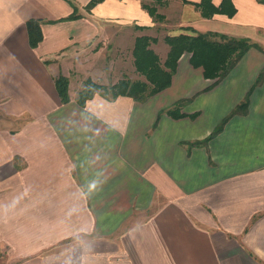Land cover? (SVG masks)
Here are the masks:
<instances>
[{"label":"crops","instance_id":"obj_1","mask_svg":"<svg viewBox=\"0 0 264 264\" xmlns=\"http://www.w3.org/2000/svg\"><path fill=\"white\" fill-rule=\"evenodd\" d=\"M91 1L0 0V257L7 264H264V51L249 50L212 90L216 81L181 58L176 75L184 66L196 77L175 75L145 101L98 92L81 106L72 78L81 55L122 47L124 26L149 34L157 24L143 8L151 0H104L88 10ZM232 2V18H203L182 0L161 5L162 13L157 7L165 22L179 12L181 29L248 38L264 50V4ZM31 20L43 35L35 47ZM131 34L133 45L145 35ZM60 76L69 80L68 103ZM194 85L201 87L192 92ZM249 93L245 115L207 145L191 146ZM178 101L187 117L174 119L167 111Z\"/></svg>","mask_w":264,"mask_h":264},{"label":"trees","instance_id":"obj_2","mask_svg":"<svg viewBox=\"0 0 264 264\" xmlns=\"http://www.w3.org/2000/svg\"><path fill=\"white\" fill-rule=\"evenodd\" d=\"M104 0H92L87 6L88 10L93 9ZM145 1V0H142ZM172 0H151V4H143L149 14L156 21H164L165 16L158 12L157 6L164 5ZM186 4H194L201 12L203 18H212L216 14L227 15L232 18L237 13L232 0H222L220 5L216 6L213 0H201L199 3H192L189 0H182ZM264 4V0H257ZM77 18V15L69 19ZM193 31V29H191ZM195 35L181 33L176 36H166L165 42L169 46V52L164 62L153 51L151 44L157 41L150 36H139L136 38L133 56L135 68L144 80L130 81L122 79L111 87L101 86L88 80L85 88L80 92L78 103L84 106L85 103L94 97L98 92L105 96L116 99L120 96H128L135 101H145L155 96L169 87H171L174 75L177 73L179 62L185 54H189V64L194 69H202L203 77L206 80H215L206 90H212L218 83L226 78L232 70L238 65L243 57L251 50L256 48L264 51L258 44L251 42L248 38L229 37L225 34L208 32L197 33ZM28 33L31 46L35 47L42 40V30L39 21L31 20L28 22ZM219 38L220 40H215ZM264 78V72L259 75L258 83ZM57 88L63 103H68L69 98V80L60 76L56 80ZM184 101H178L167 114L174 119L187 117L181 112V106ZM250 105V93L245 100L238 105L228 116H226L213 132L204 140L191 143L195 145H207L213 138L223 132L227 123L236 115H245ZM199 114H193L189 117L197 118Z\"/></svg>","mask_w":264,"mask_h":264},{"label":"rangeland","instance_id":"obj_3","mask_svg":"<svg viewBox=\"0 0 264 264\" xmlns=\"http://www.w3.org/2000/svg\"><path fill=\"white\" fill-rule=\"evenodd\" d=\"M146 4H151V2L146 1ZM158 8V7H157ZM161 13L162 7L160 6ZM168 20L157 21V24L154 26L153 30L147 34L146 30L139 29L137 30L134 25L124 26V43L122 47H115V45L110 46L108 49L102 52L101 48L97 46L96 50H92L91 53L81 55L78 62L76 63V76L73 75V79L77 81L75 85L77 90L85 88V84L88 80H91L93 83L101 86L111 87L118 83L122 79H128L130 81L144 80V78L138 74L135 68L134 56H133V42L134 38L131 33H144L145 36L150 35L153 38H156L157 41L151 44L153 51L160 57V60L164 62L167 58L169 52V46L165 42L166 36H176L181 33L192 34L195 33L191 30L192 28H180L177 20L179 19V12L170 11L167 13ZM206 25V24H205ZM199 26L202 27V24L199 23ZM219 28H225L227 24H219ZM141 30V31H140ZM197 32V31H196ZM220 40L215 38V40ZM136 41V40H135ZM103 49V50H104ZM189 54H185L182 57L183 64L188 66L189 63ZM184 71V66L181 67L180 72L175 76L177 79H186L190 77H196L197 72L191 69V73ZM65 77V76H64ZM200 77V75H198ZM67 78V77H66ZM68 79V78H67ZM192 92L197 88H200V85L191 86ZM0 264H7L4 262L2 257H0Z\"/></svg>","mask_w":264,"mask_h":264},{"label":"clouds","instance_id":"obj_4","mask_svg":"<svg viewBox=\"0 0 264 264\" xmlns=\"http://www.w3.org/2000/svg\"><path fill=\"white\" fill-rule=\"evenodd\" d=\"M94 186V185H93Z\"/></svg>","mask_w":264,"mask_h":264}]
</instances>
